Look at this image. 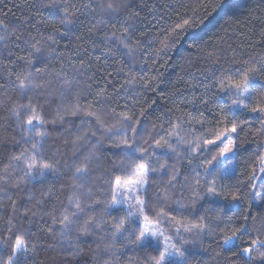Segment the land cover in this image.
<instances>
[{
	"label": "trees",
	"instance_id": "obj_1",
	"mask_svg": "<svg viewBox=\"0 0 264 264\" xmlns=\"http://www.w3.org/2000/svg\"><path fill=\"white\" fill-rule=\"evenodd\" d=\"M53 3L56 6L49 8ZM109 3L117 10L115 13L101 11L98 6L106 9ZM230 3L0 0V188L4 189L0 192V261L10 255L12 234H18L29 245L27 257L22 258L24 264H149L158 252L132 243L134 235L112 236L113 224L124 214L123 208L105 213L115 178L131 181L135 177L131 170L140 163H149L158 169L149 176V218L155 219V213L163 209L177 219L183 218L189 226L204 223L209 229L203 234L183 233L185 239L197 242L195 255L187 257V264H244L238 255L222 250V235L246 226L254 234L241 237V248L248 247L250 239L264 240V209L249 197L252 185H258L264 175L260 171L264 161L259 159L264 154L261 119L252 113L236 121L238 125L243 121L242 130L238 127V134H232L239 143L235 150L236 175L217 180L216 195L196 188L185 152L187 143L201 135L198 121L209 133L203 139H212L225 126L218 125V118H231V113L220 111L229 103L225 97L213 99L214 88L205 94V88L211 86L205 73L212 62L218 61L226 69L245 62L264 66V0H240L238 9L230 8ZM88 5L95 11H90ZM65 9L77 18L72 25L60 23ZM185 19L192 22V27L176 30ZM121 41L132 50L131 55ZM33 45H51L55 52L46 66L36 65L41 72L36 82L43 87L26 97L15 86V77L35 73V68L26 66ZM58 75L71 86H62ZM256 75L264 78V72ZM256 95H264V89L258 88ZM202 96L211 100L207 109ZM29 98L44 122L42 128L39 121L34 120V125L48 133L44 156L55 166V171L39 183L27 181L20 171L23 165L10 164L12 155L31 146L21 138V128L12 115L13 109L27 104ZM77 107V114L71 115ZM28 115L31 113L23 114L21 120ZM122 116H132V123L139 129L137 158L132 161H128L123 145L115 146L124 137L105 131L119 126ZM226 126L230 129L231 123ZM177 131L185 144H177ZM127 138L132 139L131 129ZM157 140L163 147H155ZM139 149L148 150L144 160L139 159ZM206 159H211V154L205 153L200 162ZM165 162L166 169H159V164ZM82 164L87 168L86 178L75 175ZM214 165L217 161L208 167ZM165 171L167 174L162 175ZM172 177L176 178L174 187L168 183ZM200 183L205 181L201 179ZM232 194L242 199L232 200ZM76 196L84 214L65 233L59 221L75 211L69 201ZM93 201H99V205ZM193 207L192 212L184 210ZM89 217H94V223L89 225V234L82 236L78 229ZM161 230L164 235L174 232L167 223ZM260 252L264 248H257L253 255Z\"/></svg>",
	"mask_w": 264,
	"mask_h": 264
},
{
	"label": "snow or ice",
	"instance_id": "obj_2",
	"mask_svg": "<svg viewBox=\"0 0 264 264\" xmlns=\"http://www.w3.org/2000/svg\"><path fill=\"white\" fill-rule=\"evenodd\" d=\"M56 5L50 4L49 8L55 7ZM101 11H106L110 14L115 13L117 10L113 7L111 3L108 4L107 8H103L102 5H98ZM241 6L240 0H231L229 5L230 8H239ZM90 11H95L91 5H88ZM59 11V8H57ZM76 16L72 12H68L65 9L62 13V19L60 23L62 25H72L76 21ZM3 21H0V25ZM192 27V22L188 19L183 20L182 24L176 26V30H186ZM128 29H125L127 32ZM175 31V30H174ZM67 35V33H65ZM3 37H0L2 40ZM113 41L116 40L115 35L111 38ZM123 49L131 55L132 50L128 47L126 43L121 41ZM167 45H164L166 49ZM55 52V48L51 45H41L37 47L32 46V51L29 53V59L27 60L26 66L28 68H35V73L26 72L23 76L17 75L15 77V86L19 88L21 95L29 97L30 93L35 92L36 89L42 88L43 85L37 83V78L40 77L41 72L36 65H45L48 57ZM217 72L220 75L217 76ZM257 72H264V66L255 67L249 65L245 62L242 66L234 65L231 69L221 68L218 61H213L210 65L208 72L205 73V79L211 81V86L205 88V94L211 89H215L213 93V99L219 100L220 97H225L229 103L225 105L224 108L220 109L221 113L228 112L231 113V118L228 116H223L218 118V125H225L221 131L215 133L212 139H203L205 135H208V131L204 129V124L202 121H198L200 124L201 135L194 142L187 143L185 152L188 155V164L191 172L196 177L195 184L197 189L206 190L209 195H216V182L217 180H228L236 175V169L234 163L238 155L235 151L239 147L238 140L232 134H238V127L242 130L243 121L240 125L237 124V120L245 115L256 113L257 119H261V130L264 131V95L257 96L256 91L258 88L264 89V78L256 75ZM52 75V74H49ZM57 79L63 80L62 86L70 87L71 84L66 79H63L61 75L56 77ZM201 100L207 109L211 100L205 99L203 96ZM79 108L76 111H72L71 115H76ZM31 113L28 115L26 120H21V116L25 113ZM67 113V110L65 112ZM12 115L16 118L18 125L22 131V139L25 143H30V148H24L18 154L12 155L10 158V164L13 162L16 165H23L20 171L27 178L30 183H39L43 177L48 175L50 172L55 171V166L44 156V141L48 137L47 131H40L38 127L34 125L33 121H39V127L44 126V122L41 117L36 115V108L29 98L27 104L17 105L12 112ZM89 116L95 115L94 113H88ZM143 115V112H141ZM63 119V117H60ZM99 120V117H96ZM132 116H122L119 122V126H113L111 128L105 129L109 134H119L124 138L119 140L115 144L117 148L121 145L124 146V151L127 154L128 161H132L137 158V148L139 146L138 131L139 129L132 123ZM55 121H53L54 123ZM231 123V128L229 129L226 125ZM131 129L132 139L127 138L128 130ZM195 131V129H193ZM171 137V134H170ZM177 144H185L186 142L182 137L179 136V132L176 133ZM202 141V142H201ZM226 141V142H225ZM219 142V143H218ZM168 144V141L164 142ZM194 144V146H193ZM156 148H161L163 145L159 140L156 141ZM169 149L174 153L175 149L172 145H168ZM205 153L211 154V159H206L203 163L200 162L201 157ZM147 149H139V159L144 160L148 157ZM219 158V159H218ZM157 158V163H158ZM259 159L264 161V154L260 155ZM213 161H217V165L209 168V165L213 164ZM86 163V162H85ZM8 165L5 166V171ZM159 169H166L165 164H159ZM201 170L204 175L201 177ZM133 174L137 175V179L132 181H121V177L117 176L115 182L110 184L111 187V203L105 209V213L109 214L117 208H123V215L119 217L117 223L113 224V238H128L129 236H135L136 239L131 241L138 247L152 248L153 251L158 252V256H153L149 260V264H187V257L195 255L193 250L196 246L195 240H187L184 238L183 233H192L193 231L203 234L209 231L208 227L204 223L188 225L183 222V218L177 219L175 216L171 215L170 212H166L160 209L155 213V219H150L147 211H151V206L149 204L148 198V188L151 186L152 181L149 180L150 174H155L158 169L152 167L149 163H140L136 168L131 170ZM264 172V167L260 169ZM163 174H167L166 171ZM75 175L77 177H87V168L85 165H81L76 168ZM209 177L211 179L209 180ZM203 179L205 183L201 185L200 180ZM169 185L175 186L176 178L172 177L169 180ZM125 185H128L125 187ZM78 187L82 188L83 185ZM253 191L249 193V197L255 199L259 206L264 209V183H260L258 188L257 185H252ZM4 189L0 188V192ZM198 195V193H194ZM91 197V191H89V198ZM232 200L242 199L238 194H232ZM70 204H73L75 211L70 215H64L60 219L59 223L63 226V231L65 233L70 232V225L75 223L84 214V209L81 207V201L79 196L75 198H70ZM97 206L99 201H93ZM186 211L192 212L193 208H186ZM201 221L204 220L202 216ZM245 217V221H247ZM255 220L256 217H253ZM55 224L56 221H53ZM94 223V217H89L83 221L78 229V233L82 236H87L89 234V225ZM169 224L170 227L174 229L173 234L164 235L161 230L164 224ZM11 233V230H10ZM247 234L251 237L254 233L248 227L241 229H236L231 232V235H222L223 245L222 250L226 252H231L233 256H239L244 264H264V252H260L259 255H253L257 248H264V240L250 239L249 246L241 248V237ZM14 235V242L10 245V255H7L6 260L0 261V264H24L22 258L27 257L29 251V245L27 240L23 235ZM162 237V239H161ZM174 241H178L177 244ZM192 245L193 247H186ZM3 250H0L2 254Z\"/></svg>",
	"mask_w": 264,
	"mask_h": 264
},
{
	"label": "rangeland",
	"instance_id": "obj_3",
	"mask_svg": "<svg viewBox=\"0 0 264 264\" xmlns=\"http://www.w3.org/2000/svg\"><path fill=\"white\" fill-rule=\"evenodd\" d=\"M235 164H236V161H235V163H234V167H235ZM263 164H264V162H263ZM138 177H137V175H135V177H134V179L133 180H135V179H137ZM261 179V181L260 182H258V185H257V187L259 186V184L260 183H264V175L260 178ZM132 181V180H131ZM128 185H125V187H127ZM161 239H162V237H161Z\"/></svg>",
	"mask_w": 264,
	"mask_h": 264
}]
</instances>
